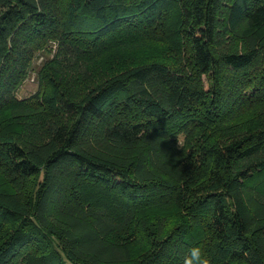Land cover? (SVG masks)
Instances as JSON below:
<instances>
[{
	"label": "trees",
	"instance_id": "obj_1",
	"mask_svg": "<svg viewBox=\"0 0 264 264\" xmlns=\"http://www.w3.org/2000/svg\"><path fill=\"white\" fill-rule=\"evenodd\" d=\"M263 177L264 0H0V264H264Z\"/></svg>",
	"mask_w": 264,
	"mask_h": 264
},
{
	"label": "rangeland",
	"instance_id": "obj_2",
	"mask_svg": "<svg viewBox=\"0 0 264 264\" xmlns=\"http://www.w3.org/2000/svg\"><path fill=\"white\" fill-rule=\"evenodd\" d=\"M49 46H48L49 48L42 49L36 54V57L34 58L31 68L29 70L28 76L25 78L24 82L22 83V85L20 86L17 92V97H16L17 100L19 101L31 100L39 92L41 85L44 86V84H46L44 78L41 77L40 71L44 70L45 66L51 60H53L57 48V45L55 43H51L49 44ZM175 54L176 53L174 49L164 47L163 50L160 49L159 47L152 46L133 52L132 59L133 61H138V62L153 60V59H160L169 62L171 61V59L174 58ZM109 58L112 59V56ZM103 61L106 64H110V59ZM262 183L264 185V181Z\"/></svg>",
	"mask_w": 264,
	"mask_h": 264
},
{
	"label": "clouds",
	"instance_id": "obj_3",
	"mask_svg": "<svg viewBox=\"0 0 264 264\" xmlns=\"http://www.w3.org/2000/svg\"><path fill=\"white\" fill-rule=\"evenodd\" d=\"M180 264H211L200 246H192L184 252Z\"/></svg>",
	"mask_w": 264,
	"mask_h": 264
}]
</instances>
